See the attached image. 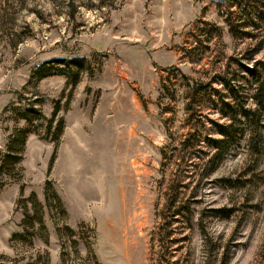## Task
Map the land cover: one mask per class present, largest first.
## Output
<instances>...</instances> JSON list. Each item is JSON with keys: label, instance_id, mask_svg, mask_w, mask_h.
Here are the masks:
<instances>
[{"label": "rangeland", "instance_id": "obj_1", "mask_svg": "<svg viewBox=\"0 0 264 264\" xmlns=\"http://www.w3.org/2000/svg\"><path fill=\"white\" fill-rule=\"evenodd\" d=\"M0 19V165L29 131L0 168V264H264V116L250 142L222 105L264 82V0H0Z\"/></svg>", "mask_w": 264, "mask_h": 264}, {"label": "trees", "instance_id": "obj_2", "mask_svg": "<svg viewBox=\"0 0 264 264\" xmlns=\"http://www.w3.org/2000/svg\"><path fill=\"white\" fill-rule=\"evenodd\" d=\"M74 1L75 0H72V4L74 3ZM0 22H2V24L5 25L3 20L0 19ZM59 60L65 61V59H59ZM76 61H79L78 63L81 67L84 66L83 64V62L85 61L84 58L76 59ZM67 62L69 63L70 61H67ZM46 67H47V63L43 64L40 67L39 69L40 71L38 70V73H40V76L49 74L44 69ZM42 69H44L45 71L41 72ZM58 70H60L62 73H66L68 72L69 69L64 70L63 68H60ZM251 72H252L251 82L253 81V84H255V86H253L254 93L253 95L250 96L252 100L249 103V105L247 106L249 98L247 102L245 101L241 102L240 98L234 95L233 93L234 90H232L231 87L229 88L230 101L227 102V101L222 100V105H227L228 109H230V115L228 116H229V119L233 120V122L228 127H232L240 119L239 115H241L244 119L246 128L249 131L248 133L249 141L255 143L258 138L259 140H261V135L259 132L261 128L263 127L264 82L259 83L260 80L255 79L256 78L255 69L252 68ZM77 79H78V72L75 75V81ZM228 86H231V85H228ZM35 110L37 109H34V108L30 109L29 111L23 114V117L28 121L33 120L31 113L35 112ZM237 116L239 119H237ZM52 123H53V119H51L49 123V132L51 130ZM62 130H63V122L60 121L57 128H55V131H54V135L56 139H59V135L61 134ZM28 132H29L28 130H22V129L16 130L14 137L11 138L10 142L8 143L7 148H6V153L4 154L1 165H0V168L6 169V172L9 173L13 169V167L19 163ZM221 133L226 134V132L223 129H221ZM50 188L51 187L49 186L47 189L49 190ZM55 196L60 203V197H58L56 193H55ZM31 200L35 202V214H36L35 218L40 224H43L44 220L42 218L41 210L40 208L37 207L39 203L34 198H31Z\"/></svg>", "mask_w": 264, "mask_h": 264}]
</instances>
